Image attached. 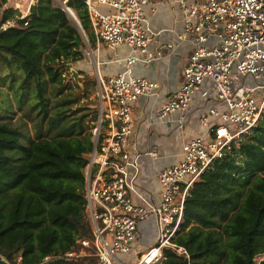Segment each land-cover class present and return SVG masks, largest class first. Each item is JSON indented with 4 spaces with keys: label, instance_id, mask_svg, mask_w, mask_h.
Returning <instances> with one entry per match:
<instances>
[{
    "label": "trees",
    "instance_id": "1",
    "mask_svg": "<svg viewBox=\"0 0 264 264\" xmlns=\"http://www.w3.org/2000/svg\"><path fill=\"white\" fill-rule=\"evenodd\" d=\"M68 5L94 45L85 2ZM21 15L0 0V254L10 264H97L66 255L93 237L85 167L98 114L66 80L69 62L83 58L80 29L54 0ZM172 242L157 264H264V111L189 188Z\"/></svg>",
    "mask_w": 264,
    "mask_h": 264
},
{
    "label": "built area",
    "instance_id": "2",
    "mask_svg": "<svg viewBox=\"0 0 264 264\" xmlns=\"http://www.w3.org/2000/svg\"><path fill=\"white\" fill-rule=\"evenodd\" d=\"M62 1L66 12L79 22L68 0ZM83 1L97 42L105 43L111 50L126 44L130 52L116 59L124 62L122 71L98 78V118L92 127L95 146L85 167L93 237L79 239L81 248L66 255H93L97 264H157L163 259L164 247H176L172 238L183 219L189 188L209 164L239 146L264 111V0H178L184 22L178 37L191 42L194 50L184 68L183 85L168 97L159 115L190 112L193 96L202 89L206 78L212 80L217 99L228 108L220 111L210 107L202 112L199 117L210 127L208 134L185 141L182 160L159 171V205L133 202L136 174L131 173V168L138 169L141 153L132 154L128 149L135 123L134 101L160 88L159 82L134 72L137 62L147 65L162 56V51H149L157 33L149 25L144 6L154 0ZM29 10L30 7L21 17H26ZM11 24L12 20H8L2 28ZM211 37L217 38L213 44L209 43ZM167 47L172 49L175 44ZM209 94L210 90H202L203 98ZM211 116L219 122L212 125ZM184 122L183 117L180 126ZM152 214L158 219L157 243L137 261L120 258V254L133 252L139 238L138 223Z\"/></svg>",
    "mask_w": 264,
    "mask_h": 264
},
{
    "label": "crops",
    "instance_id": "3",
    "mask_svg": "<svg viewBox=\"0 0 264 264\" xmlns=\"http://www.w3.org/2000/svg\"><path fill=\"white\" fill-rule=\"evenodd\" d=\"M35 1L33 0V3ZM8 2L10 1L8 0ZM144 8L151 29L157 33L154 41L149 46V51L153 53L162 51V56L152 60L147 65L140 61L137 62L134 65V72L138 76L159 82L160 88L152 94L141 95L133 104L135 123L133 133L129 138L128 149L132 154L141 153V155L138 161V169L135 171L131 168V173L136 174L135 190L131 193V197L136 205H148L149 203L159 205L162 200V188L158 180L159 171L182 160L183 143L185 141L208 134L210 127L202 123L199 117L202 112H207L210 107L225 111L228 106L225 102L217 99L212 80L206 78L202 84V89L193 96L190 112L177 111L165 117L159 115L168 97L176 93L183 85L184 68L194 50V45L187 40H180L178 37L184 28L182 10L178 0H154L146 4ZM74 22L78 27L80 23L82 27L80 18L79 22L75 19ZM91 29L95 35L92 24ZM95 40V44L91 47L95 50L97 57L98 74L108 78L122 71L124 62H118L116 59L127 56L130 47L121 44L111 50L105 43H98L96 35ZM216 41L217 38L211 37L209 43L213 44ZM169 43L175 44V47L169 49L167 47ZM83 47V58L70 61L69 68L71 70L74 62L83 59L84 61L80 63V72L76 71V73L79 76L86 75L85 77H87L88 73H91L89 67H87L90 64L85 59L87 52ZM85 64L86 67H84ZM99 75H97L96 81L94 80L97 87L96 93L99 86ZM77 82L80 84L79 79ZM205 89L210 90V94L208 97L203 98L202 90ZM183 117L185 122L183 126H180ZM210 122L215 125L219 122V119L211 116ZM150 151L155 152L156 155L150 154ZM138 232L139 238L135 243L133 252L130 255L120 254V258L126 261H137L142 253L157 243L159 237L157 216L152 214L140 220Z\"/></svg>",
    "mask_w": 264,
    "mask_h": 264
},
{
    "label": "rangeland",
    "instance_id": "4",
    "mask_svg": "<svg viewBox=\"0 0 264 264\" xmlns=\"http://www.w3.org/2000/svg\"><path fill=\"white\" fill-rule=\"evenodd\" d=\"M10 2H8V6L9 7H13L17 10H19L21 13H24L28 10V8L31 6V4H33V0H9ZM56 3H59L62 5V0H54ZM36 2V1H35ZM34 2V3H35ZM70 17V16H69ZM72 17H70L71 19ZM73 23L74 20L71 19ZM79 28L81 30V36H82V39H83V43H84V49H85V52L86 53V57L85 59L87 60V62L90 64V65H87V67H89V70L91 73H88L87 77L85 76H79L78 73H76V71L80 72V67H81V62L84 61L83 59L81 61H77V62H74V65L72 64V68L71 70L69 69L66 73V80L68 82H73V81H76L79 79V82H80V87L81 89L80 90H77V92H79L81 95H82V100L80 101V106H90L92 108V110H96V104H97V93H96V82L94 83V80L96 81V78H97V75L98 72H99V68H98V65H97V57L95 55V50L92 48L93 45H91L90 43V40H89V37L86 33V31L83 30V28L80 26V23H79ZM92 46V47H91ZM93 49V50H92ZM84 66V65H83ZM86 67V64L85 66ZM76 78V79H74ZM251 79L249 78V81ZM251 82V81H250ZM87 83H90L89 85ZM94 83V84H93ZM249 84V83H248ZM94 95V97H93ZM9 113H7L8 115H10V121H14L16 122V120L18 119V117L20 116L19 115V112L18 111H13L11 108L9 109L8 111ZM16 112V113H14ZM8 119V118H7ZM24 121L28 122L24 128L26 130L25 134L26 136H32L34 133H33V130H32V123L29 122L27 119H23ZM27 128V129H26ZM24 141V139H23ZM261 260L258 259L256 261V264H258Z\"/></svg>",
    "mask_w": 264,
    "mask_h": 264
},
{
    "label": "water",
    "instance_id": "5",
    "mask_svg": "<svg viewBox=\"0 0 264 264\" xmlns=\"http://www.w3.org/2000/svg\"><path fill=\"white\" fill-rule=\"evenodd\" d=\"M0 264H10V262L0 254Z\"/></svg>",
    "mask_w": 264,
    "mask_h": 264
},
{
    "label": "bare ground",
    "instance_id": "6",
    "mask_svg": "<svg viewBox=\"0 0 264 264\" xmlns=\"http://www.w3.org/2000/svg\"><path fill=\"white\" fill-rule=\"evenodd\" d=\"M71 17H72V19L74 20V18H73L74 16H73V15H71Z\"/></svg>",
    "mask_w": 264,
    "mask_h": 264
}]
</instances>
